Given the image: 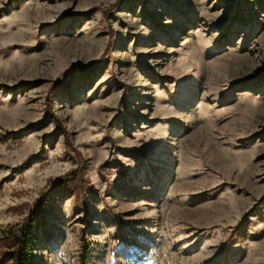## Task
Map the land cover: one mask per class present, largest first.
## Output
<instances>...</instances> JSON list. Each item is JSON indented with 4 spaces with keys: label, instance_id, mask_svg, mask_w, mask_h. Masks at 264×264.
I'll list each match as a JSON object with an SVG mask.
<instances>
[{
    "label": "rangeland",
    "instance_id": "374dc122",
    "mask_svg": "<svg viewBox=\"0 0 264 264\" xmlns=\"http://www.w3.org/2000/svg\"><path fill=\"white\" fill-rule=\"evenodd\" d=\"M0 86V264H264V0H0Z\"/></svg>",
    "mask_w": 264,
    "mask_h": 264
},
{
    "label": "trees",
    "instance_id": "16d2710c",
    "mask_svg": "<svg viewBox=\"0 0 264 264\" xmlns=\"http://www.w3.org/2000/svg\"><path fill=\"white\" fill-rule=\"evenodd\" d=\"M5 90H8V88ZM48 110L50 113V105H48ZM57 124L60 126L59 121H57ZM42 210V204L39 200L33 211L23 220L22 225L18 227L16 233L7 237L6 244L13 246L11 250L12 264H33V253L43 226ZM81 258L80 264H90L86 256Z\"/></svg>",
    "mask_w": 264,
    "mask_h": 264
},
{
    "label": "bare ground",
    "instance_id": "6f19581e",
    "mask_svg": "<svg viewBox=\"0 0 264 264\" xmlns=\"http://www.w3.org/2000/svg\"><path fill=\"white\" fill-rule=\"evenodd\" d=\"M227 66V65H226ZM220 70V69H219ZM204 141H208V139H204ZM210 142V141H209ZM208 143V142H207ZM206 146V145H205ZM215 146V145H214ZM215 148V147H214ZM212 152V151H211ZM216 152V151H215ZM219 153H217V156L220 158V159H222V155H223V153L222 152H220V151H218ZM215 155V154H214ZM212 156V155H211ZM226 156V155H225ZM217 158V157H216ZM218 159V158H217ZM216 163V162H215ZM229 164V163H228ZM218 165V164H217Z\"/></svg>",
    "mask_w": 264,
    "mask_h": 264
}]
</instances>
